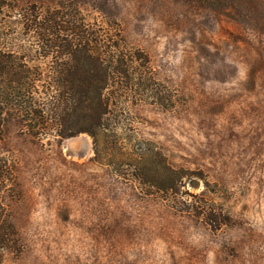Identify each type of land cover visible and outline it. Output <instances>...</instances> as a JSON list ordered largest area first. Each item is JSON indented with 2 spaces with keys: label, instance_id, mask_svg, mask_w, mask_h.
<instances>
[{
  "label": "rangeland",
  "instance_id": "374dc122",
  "mask_svg": "<svg viewBox=\"0 0 264 264\" xmlns=\"http://www.w3.org/2000/svg\"><path fill=\"white\" fill-rule=\"evenodd\" d=\"M4 2L7 46L34 75L71 59L40 55L28 11L74 13L99 60L123 67L110 125L157 157L133 172L115 148L113 167L95 162L87 134L13 139L26 251L3 264H264V0Z\"/></svg>",
  "mask_w": 264,
  "mask_h": 264
},
{
  "label": "trees",
  "instance_id": "16d2710c",
  "mask_svg": "<svg viewBox=\"0 0 264 264\" xmlns=\"http://www.w3.org/2000/svg\"><path fill=\"white\" fill-rule=\"evenodd\" d=\"M5 6L4 0H0V16ZM19 7L14 4L11 9ZM28 12L41 45L40 55L48 58L56 53L70 57L71 61L55 64L47 73L42 68L34 75L25 69L13 48L7 46V34L0 26V264L6 257L17 259L26 251L17 227V209L23 199V189L19 162L11 155L9 146L13 139L23 138L37 144L46 140L50 145L51 138L59 145L65 139L87 134L93 141L95 162L113 167L114 164L105 159L108 151L115 148L122 158L120 166L132 168L133 172L139 171V161L143 158L153 161L157 157L146 146L140 155L128 153L116 134L119 124L109 123L121 120L119 115H114V120L110 118L108 107L111 100L117 98L106 93L111 80H123L119 59L110 62L106 58L109 52L103 51L99 56L104 60H99L92 48V39L78 24L73 12L52 14L47 11L42 15L36 10ZM46 79L48 87L43 86L40 91L39 87L43 88L40 83ZM25 123L29 124L28 130L24 129ZM18 125L19 132H14L11 139L10 129ZM128 140L131 142L130 138ZM153 163L156 164L155 160ZM173 187L168 185L165 189L173 190Z\"/></svg>",
  "mask_w": 264,
  "mask_h": 264
},
{
  "label": "bare ground",
  "instance_id": "6f19581e",
  "mask_svg": "<svg viewBox=\"0 0 264 264\" xmlns=\"http://www.w3.org/2000/svg\"><path fill=\"white\" fill-rule=\"evenodd\" d=\"M84 136V135H83ZM69 144H73V145H75V144H80V143H85L86 145H88V137L87 136H84L83 138H82V136H80V138H71V140L69 139L68 141H67ZM72 147V146H71ZM64 149H65V147H64ZM65 154H66V152H65Z\"/></svg>",
  "mask_w": 264,
  "mask_h": 264
},
{
  "label": "water",
  "instance_id": "95a60500",
  "mask_svg": "<svg viewBox=\"0 0 264 264\" xmlns=\"http://www.w3.org/2000/svg\"><path fill=\"white\" fill-rule=\"evenodd\" d=\"M68 146L71 147V146H75V145H73V144H69Z\"/></svg>",
  "mask_w": 264,
  "mask_h": 264
}]
</instances>
